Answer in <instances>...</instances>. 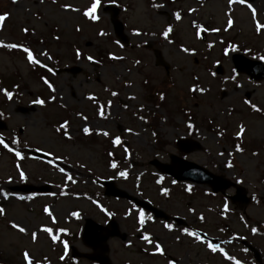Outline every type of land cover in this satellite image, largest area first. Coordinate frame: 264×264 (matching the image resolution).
<instances>
[{
    "label": "rangeland",
    "instance_id": "obj_1",
    "mask_svg": "<svg viewBox=\"0 0 264 264\" xmlns=\"http://www.w3.org/2000/svg\"><path fill=\"white\" fill-rule=\"evenodd\" d=\"M88 3L89 0H57L56 4L52 0H44V3L40 0H16L15 3L0 0V14H8L7 19L0 22V42H23L47 65L58 59L59 68H80L77 75L51 76L55 91H46L35 72H31V65L20 56L0 50V88L7 87V78L21 85L11 101L0 93V111L6 115L3 121L8 130L0 132V139L24 157L16 160L12 153L0 148V189L8 194V199L0 196V208L5 213L0 216V264H22L20 253L23 251L29 252L33 261L39 260L41 264H68L70 245L80 254H91L79 238L85 218L100 225L113 219L125 236L124 241L118 238L107 241L106 254L111 264H167L169 259L174 264H234V260L241 264H256L240 245L241 241L253 246L264 264V82L252 83L240 75L235 80H225L232 74V53L227 57L222 53L223 47L235 43L238 52L247 57L264 56V34L255 33L249 10L239 4H233L229 9L227 0H115V3L102 0L103 4H113L121 9L119 18L129 40L128 45L123 46L113 37L108 16L101 12L103 5L95 23L60 7L70 4L82 11ZM153 3L164 7L153 8ZM250 3L256 9L258 21L264 23V0ZM189 8L195 11L189 13ZM173 12L180 13L179 21L174 19ZM226 12L234 21L227 32L223 30L228 18ZM193 22L205 29L221 30L216 33L202 31L206 37L202 42L195 36ZM168 25L172 27L171 44L160 35ZM77 27L81 29L79 32ZM21 28H27L28 32H22ZM101 30L106 35L98 36L97 32ZM133 30L142 34L134 36ZM209 43L213 44L210 49ZM181 46L193 50L194 54L181 52ZM74 49L92 55L98 63L90 64L83 59L74 61ZM42 50H46L52 60L39 57ZM154 50H158L169 64L168 76L162 68L154 66ZM108 53L123 59L110 60ZM137 60L138 64L135 63ZM218 64L224 70L222 77L211 75ZM193 77L199 79L194 81ZM236 83L241 87L236 88ZM192 87H203L206 91L204 94L193 93L188 90ZM111 91H116L118 96L112 97ZM245 93L250 94L248 100L260 108V112H254L244 104ZM88 95L95 96L96 100L85 99ZM161 95L163 100L158 99ZM132 96L134 100L129 99ZM37 97L45 101L44 106L32 103ZM108 101H111V107H108ZM141 105L143 109L138 110ZM101 106L105 111L103 119L97 114ZM77 112L87 120L77 117ZM64 120L69 122L70 140L64 139L62 132L55 131L58 123ZM189 122L195 127L192 132L186 129ZM237 125L245 128L241 139L235 136ZM84 126L96 133L108 131L110 137H121L123 143L115 151L123 162L117 169L108 167L109 161L117 165L120 162L118 156L107 155L112 151L110 139L102 135L84 137L80 131ZM187 134L202 145V151L185 156L187 160L233 182L242 181L239 184L252 199L243 210L222 195H211L206 187L193 185L192 195H188L181 185L174 187L170 178L164 177L159 185L155 183L156 172L149 161L156 159L167 163L169 155H178L175 139ZM13 137L17 138L19 148L11 145ZM237 144L244 149L243 153L235 152ZM125 147L129 149L128 159H125ZM36 149L51 153L47 160L52 159L56 167L46 160L35 159ZM253 152L258 155L252 156ZM229 162L232 168L224 166ZM78 163L85 167L79 168ZM17 164L27 176L25 182L18 180ZM59 168H63L76 183L68 181ZM119 170L127 171V179L112 178ZM10 175L13 181L5 183ZM107 179H112L117 187L131 195L151 202L169 216L184 219L190 231L217 239L218 246L233 259L211 253L206 245L181 235L176 226L168 231L163 227L166 223L153 218H145L144 225H139L135 207L124 200L104 197L99 183ZM19 185H49L50 192L55 195L8 190ZM162 187L169 190L167 197L160 193ZM61 189L66 195L59 194ZM232 192L229 190L227 194ZM18 196H32V199L19 200ZM93 200L113 215H105L92 203ZM225 204L227 212L223 211ZM45 205L52 217L44 214ZM190 207L194 212H188ZM71 212H77L78 218L69 215ZM201 216L203 220L199 219ZM10 222L25 227L28 234L16 232ZM41 225L53 229L57 236L55 244L43 232H38L35 242L31 240V232ZM252 227L257 229L256 233L251 232ZM142 233L148 234L153 244L161 243L165 255H149L154 248L140 239ZM60 241L67 243L66 253ZM61 256H64L63 260ZM73 263L93 264L83 259Z\"/></svg>",
    "mask_w": 264,
    "mask_h": 264
},
{
    "label": "snow or ice",
    "instance_id": "obj_2",
    "mask_svg": "<svg viewBox=\"0 0 264 264\" xmlns=\"http://www.w3.org/2000/svg\"><path fill=\"white\" fill-rule=\"evenodd\" d=\"M15 2H16V0H13V3H15ZM56 2H57V0H52L53 4H56ZM110 2L115 3V0H110ZM40 3H44V0H40ZM233 4L244 5L249 10V12L251 14V22H252V25L254 26L255 33L258 34V35L259 34H264V23H261V22L258 21L256 9L253 7V4L249 2V0H227V5H228L229 9H231V6ZM101 6H102V0H89L88 5L86 7H84V9L82 11L79 8L72 7L70 4H62V5H60V7L64 11H71V12L77 13L79 15H82V17L85 18L87 21H91L93 23H95V22H97L99 20L98 11L100 10ZM151 6L153 8H163L164 7L163 4H159V3H153ZM194 11H195V9H192V8L188 9L189 13H192ZM7 15H8L7 13L0 14V22L5 21L7 19ZM225 15L228 18H227L226 25L224 26L223 30L225 32H227L233 27L234 21L231 18V16L228 15L227 12L225 13ZM172 16L174 17V19L176 21H179L181 19V15H180L179 12H173ZM193 26L195 28V36H196L197 39L200 38V35H201L202 31H211V32L216 33V32H219L221 30L220 28L205 29V28L201 27L199 24H196L195 22H193ZM80 30L81 29L79 27L76 28L77 32H79ZM21 31L24 32V33H27L28 29L27 28H21ZM171 31H172V27H171V25H168V26H165L163 31L160 33V35L165 40H167V42L169 44L173 43V41L169 39V33ZM132 34L134 36H140L142 33L140 31H138V30H133ZM97 35L102 37V36L106 35V33H104L101 30V31L97 32ZM153 35H155V33H153ZM54 39H59V37H54ZM220 44L223 45L224 41L221 40ZM207 47L210 49V48L213 47V44L209 43L207 45ZM0 48H4V49H8V50L15 49V50H17V51H19L20 53L23 54V59L26 61V63L28 65L38 66L41 69H46V71L49 72V73H53V69L51 67H49L47 64L41 62V60L36 55H34V53L30 50V48L28 46H26L25 44H23V43H2V42H0ZM180 51L183 52V53H187V54H194L193 50L185 48L183 46L180 47ZM238 51H239V48H238V46L235 43H229L227 46L222 48V53L226 57L229 56L230 53L238 52ZM245 51H248V50L245 49ZM39 57H44L46 60H49V61L52 60V56L49 55L46 50L40 51L39 52ZM75 57H76L77 60H80V59L86 60L90 64L98 63V61L96 59H94V57L92 55H85L79 49L75 50ZM108 59H110V60H120V59H123V57H119V56L113 55L112 53H108ZM257 59L264 61V56H258ZM135 63L138 64L139 61L137 60ZM217 63H219V61H217ZM53 74H55V73H53ZM211 75L215 76V73L213 72V73H211ZM198 79H199L198 77H193L194 81H197ZM228 79H232V80L236 79V74H235L234 70H233V73L230 76L225 77V80H228ZM40 80L43 82L44 85L47 86V88L50 91H53V92L55 91V88L53 87L52 83H50L49 80L46 79L43 75L40 76ZM235 87L236 88H240L241 85L239 83H236ZM188 90L190 92H193V93L200 92L201 94H204L205 91H206V89L203 88V87H192V88H189ZM105 91H109V90L105 89ZM0 93H2L3 97L6 98L9 101H11L13 99V93L11 91H7V90H5L3 88H0ZM110 95L112 97H117L118 93L116 91H111ZM51 99L54 100L55 97H52ZM85 99H87L89 101H95L96 97L93 96V95H88V96L85 97ZM129 99H133L134 100L135 97L132 96V97H129ZM160 99L161 100L164 99L163 95L160 96ZM32 103L36 104V105L44 106L45 101L43 99H40L39 97H37V98H35L32 101ZM244 104L248 105V107L251 108L252 111H254V112H260L261 111L260 108H258L256 105L252 104L247 99L244 100ZM61 106L63 107V105H61ZM108 107H111V101H108ZM124 107L126 108L127 105H124ZM142 109H143V105H141L140 109H138V110H142ZM97 114L102 119L105 118V111H104L103 106H101L98 109ZM2 115L3 114L0 113V117H2ZM75 115L77 117H80L81 119L87 120V117L82 116V114L79 113V112L75 113ZM140 119L144 120L143 117H140ZM68 123L69 122L67 120H64L63 122L59 123L58 126L55 128V131L57 133H61L62 132L63 137L66 140H70L72 138L71 135L69 134V131H68ZM186 127H187V129L192 130L193 129V124L191 122H189V123L186 124ZM80 131L85 136L90 135V128L88 126L82 127L80 129ZM125 131L131 132L132 130L131 129H125ZM244 132H245L244 126L243 125H237V130H236V133H235L236 138L237 139H241L243 134H244ZM97 135H102L105 138H109L110 139V143H111L113 148H115V147H117L119 145H122V143H123V141L121 140L120 136L110 137V134H109L108 131H102V132L98 131ZM152 135H153V137H155L156 133L153 132ZM16 144H18V140H17V138L13 137L11 139V145H16ZM0 147H3V149H5L9 153H12L16 160H22L24 158L20 151H18L16 149H14L13 147H11L9 145V143H6L3 139H0ZM234 150L237 153H243V151H244V149L241 147L240 144L235 145V149ZM36 151H41V150L40 149H36ZM123 151L126 154L125 155V159H128L127 153L129 152V149L127 147H125L123 149ZM43 155L44 156H51V153L44 152ZM107 155L109 157H111L113 155V153L112 152H108ZM220 155H223V153H220ZM228 155L231 156L232 153H228ZM251 155L252 156H256V155H258V153L253 152V153H251ZM54 159H56V158H54ZM45 162L48 163V164H51L53 167H56V165L53 164V160L52 159L46 160ZM77 166L79 168H84L85 167V165L83 163H78ZM224 166L226 168H232L233 167L232 163H230V162L226 163ZM108 167H110L112 169H117V164L115 162L109 161ZM15 170L18 173V180L20 182H25L27 180V176H26L25 172L23 170H21L19 164L15 165ZM58 170L61 173L64 174V176L67 178L68 181H70L73 184L76 183V181L74 179H72V177L69 176L68 173L65 172V170L63 168H59ZM127 175H128V173H127L126 170H119V171L115 172L114 177H112V178L127 179ZM162 179H163L162 177L160 179H157L155 181V183L157 185H159L161 183ZM12 181H13V176L10 175V176L7 177V180L5 181V183H11ZM93 182L95 183V181H93ZM172 183L175 184L176 181L174 180V181H172ZM236 183L239 184V183H242V181L237 180ZM184 191L190 193L191 192V185L186 186L184 188ZM160 193L163 196L167 197L169 195V190L167 188H163L162 187V188H160ZM59 194L61 196L66 195V193L63 191V189H61ZM33 195H35V194H33ZM48 195L52 196V195H55V193L49 192ZM0 196H3L4 199H8V194L5 193L2 189H0ZM16 198L19 199V200H26V199L27 200H31L32 196H28V197L18 196ZM253 199L255 200V196H253ZM92 203L95 204L96 207L99 208L101 212H104L105 215H108V216L113 215V213L107 212L95 200H93ZM136 211L138 213V215L136 217V220H137V223L139 225H141V226L144 225L145 218H147L148 220L152 219L151 216H147L146 217V214H145L144 211L139 210V209H137ZM223 211L224 212L228 211L227 204H225V207H224ZM43 212H44L45 215H47L49 217H52V212L49 210V207L47 205H45L43 207ZM188 212H190V213L194 212V209L190 207V208H188ZM4 214H5L4 213V209L0 208V216H3ZM128 214L129 213H125V215H128ZM69 215H71L72 217H77L78 218V213L77 212H71V213H69ZM199 219L203 220V217L201 216V217H199ZM52 222L55 223L54 217H53V221ZM10 227L13 230H15L16 232L20 233V234H23V235H27L28 234L25 227L15 223V222H10ZM163 227L165 229H167L168 231H172L173 230V225L171 223H166V224L163 225ZM57 231L64 232L65 230L64 229H58ZM137 231H139V229ZM38 232L46 233L50 237V239H51L53 244H55L57 242V236L53 234V229L49 228V227H46V226H43V225L39 226V228L37 230L31 232V240L33 242H35L38 239ZM251 232L252 233H256L257 229L255 227H252L251 228ZM180 233L183 236H187V237L193 238L194 241H197L200 244L206 245L208 251H210L211 253H220L221 255H223L225 257V259H229V260L233 259L232 257L228 256L227 253H225L224 250L222 248H220L218 245H216L215 243L208 242L206 238H202L199 233L194 232V231H190L187 227L180 229ZM140 239L143 240L146 244L153 246L154 251L149 253V255H153V256H155V255L164 256L165 255V251L162 248L161 243L156 242V243L153 244V239L148 234H143L142 233L140 235ZM179 239H180V237L177 236L176 240L179 241ZM60 243L63 244L64 250H65V253H66L67 249H68L67 243H65L64 241H60ZM20 255L22 257V264H40L39 260L33 261V259L31 258L30 254H29V252H27V251L21 252ZM60 259L63 260L64 256H61ZM167 264H174V262L171 259H169ZM234 264H241V262L239 260H234Z\"/></svg>",
    "mask_w": 264,
    "mask_h": 264
},
{
    "label": "water",
    "instance_id": "obj_3",
    "mask_svg": "<svg viewBox=\"0 0 264 264\" xmlns=\"http://www.w3.org/2000/svg\"><path fill=\"white\" fill-rule=\"evenodd\" d=\"M103 12H109L110 13V23L113 29V34L120 42L123 44H126L128 39L124 34L123 26L120 21H118L117 16L119 10L114 7H106L103 9ZM155 59H156V66H163L165 69H168V66L164 63L162 60L160 53L155 51ZM233 63L234 68L237 73H244L248 75L252 80L254 81H261L264 79V67L259 62H252L249 60H246L240 55H236L233 57ZM69 72H72L73 74L77 73L78 70L76 68H73ZM220 73V71H219ZM0 129H4L3 124L0 123ZM183 143V142H182ZM180 151H183L185 153H188L190 150L188 149H180ZM171 163L169 165L160 164L157 161H153L152 164L156 168L157 171L168 174L171 177H173L177 181H188L196 184H204L208 185L211 190L214 193L217 192H223L227 188L234 187L236 189V195L231 198L233 202H243L246 204L248 202L247 199L244 197V191L242 188L235 186L234 184H231L228 181H224L219 177H215L214 175L210 174L203 168L192 164L190 162L183 161L182 159H178L177 157L171 156L170 157ZM105 186V195L112 196V197H121L125 198L129 201H133L135 205L142 207L143 209H146L154 214L156 218H163L168 219V217L160 210H157L153 207H151L148 203L144 201H140L137 198H134L127 194L126 192L116 189L113 185V182H103L102 183ZM15 191H23V192H46L48 191L47 187H22V188H12ZM102 229L98 225L94 224L90 219L85 220V226L83 228L82 233V240L84 243L92 248V250L95 252L91 256H85L90 260L96 261L99 264H110L108 259L105 257L106 246L104 245L109 237H115L119 236L118 230L114 223H110L105 231L107 232V235L102 236ZM122 240H124V237H121ZM74 253V250H73ZM74 256H77L76 253H74Z\"/></svg>",
    "mask_w": 264,
    "mask_h": 264
},
{
    "label": "flooded vegetation",
    "instance_id": "obj_4",
    "mask_svg": "<svg viewBox=\"0 0 264 264\" xmlns=\"http://www.w3.org/2000/svg\"><path fill=\"white\" fill-rule=\"evenodd\" d=\"M188 136V135H187Z\"/></svg>",
    "mask_w": 264,
    "mask_h": 264
}]
</instances>
